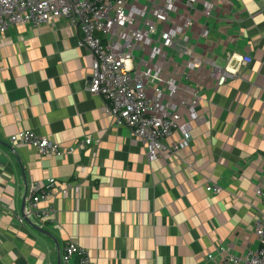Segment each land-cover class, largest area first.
<instances>
[{
    "label": "crops",
    "instance_id": "crops-1",
    "mask_svg": "<svg viewBox=\"0 0 264 264\" xmlns=\"http://www.w3.org/2000/svg\"><path fill=\"white\" fill-rule=\"evenodd\" d=\"M164 1L138 5L149 10ZM210 1L209 16L200 3L184 9L193 24L171 51L181 85L200 92L199 121L184 123L187 147L152 162L143 143L88 92L92 58L67 19L12 24L0 33V264H79L77 256L61 259L69 241L97 264H218L207 255L219 244L232 242L240 253L257 247L253 228L264 213V195L255 193L258 185L264 189V0ZM186 44L222 67L230 57L236 76L215 87L207 67L190 70L178 56ZM241 56L251 60L242 63ZM21 129L63 145L87 136L92 142L63 156L41 154L10 143ZM180 139L175 130L165 144ZM48 177L70 184L67 194L39 204L54 209L51 219L20 223L27 182ZM206 183L220 190L211 193Z\"/></svg>",
    "mask_w": 264,
    "mask_h": 264
},
{
    "label": "built area",
    "instance_id": "built-area-1",
    "mask_svg": "<svg viewBox=\"0 0 264 264\" xmlns=\"http://www.w3.org/2000/svg\"><path fill=\"white\" fill-rule=\"evenodd\" d=\"M141 0H0V33L10 25L31 23L39 25L65 18L80 33L79 43L91 55V76L88 92L103 101V111L118 124L130 129L135 140L143 143L149 162L168 151L171 154L187 147L190 133L184 123H198L195 108L199 104L198 88L181 85V71L174 64L171 51L176 40L188 30L193 21L184 9L202 6V13L209 16L214 3L210 0H165L153 3L149 10L138 5ZM220 3L228 0H218ZM182 4V10L180 8ZM177 16L180 23L173 17ZM207 30L202 29L205 36ZM177 54L186 59L190 70L208 68V75L215 87L224 85L236 76L230 57L222 67L210 57L199 58L192 54L190 46L177 48ZM240 62L251 59L241 56ZM150 82L155 85L150 86ZM183 91V96L179 92ZM185 110V117L183 114ZM181 133L177 143L166 145L173 131ZM91 137L77 138L71 145L42 137L31 130L21 129L10 135L9 141L34 147L41 154L63 156L91 144ZM71 185L63 187L54 177L45 182H27V209L18 215L20 223L34 220L40 223L51 219L54 209L40 206L42 201L57 194L65 196ZM211 193L220 190L219 185L206 183ZM255 193L264 195L258 185ZM253 231L257 239L255 249L244 252L234 250L232 242L217 245L209 259L218 264H264V213L255 221ZM77 256L79 264H97L89 253L74 242H67L61 259L68 262Z\"/></svg>",
    "mask_w": 264,
    "mask_h": 264
},
{
    "label": "water",
    "instance_id": "water-1",
    "mask_svg": "<svg viewBox=\"0 0 264 264\" xmlns=\"http://www.w3.org/2000/svg\"><path fill=\"white\" fill-rule=\"evenodd\" d=\"M22 208L24 209V203H23V205H22ZM38 228V227H37Z\"/></svg>",
    "mask_w": 264,
    "mask_h": 264
}]
</instances>
